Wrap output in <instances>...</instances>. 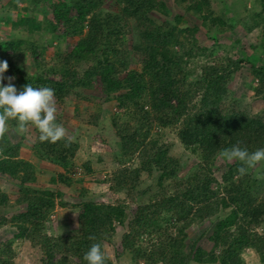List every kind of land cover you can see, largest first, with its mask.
Wrapping results in <instances>:
<instances>
[{
	"label": "trees",
	"instance_id": "16d2710c",
	"mask_svg": "<svg viewBox=\"0 0 264 264\" xmlns=\"http://www.w3.org/2000/svg\"><path fill=\"white\" fill-rule=\"evenodd\" d=\"M27 1L31 9L24 11H38L45 19L13 18L14 31L34 35L47 30L58 41H76L64 52L50 47L51 63L44 59L48 50L34 43L24 49L26 40L0 41V61L8 62L4 83L15 77L18 90L27 84L50 87L56 102H74L80 120L88 112L81 99L115 101L122 111L112 122L120 145L114 158L119 168L103 183L126 199L81 202L75 232L48 234L63 195L37 188L39 170L21 156L24 143L10 136L16 130L10 120L0 136V177L16 186L18 197L12 202L0 184V230L14 227V238L39 252V264H86L83 256L91 245L99 243L105 251L118 225L124 228L121 246L131 264H247L243 255L248 250L264 264V161L258 173L254 167L240 175L238 161L218 157L221 149L236 144L249 151L264 148V114L254 113L230 88L234 75L248 64L257 82L253 96L264 101V0H255L258 6L247 9L241 20L218 14L215 0ZM171 2L173 8L183 6L200 17L215 35L212 47L199 41V26H182L184 13L172 17ZM227 33L237 37L234 44L240 36L256 38L250 48L259 63L223 53L219 35ZM130 36H135L132 41ZM28 52L33 74L19 64ZM98 118L89 114L83 121L95 124ZM24 133L34 136L32 150L39 160L63 170L50 182L72 186L78 143L67 136L56 143L40 142L33 127ZM176 138L197 156V163L187 166L183 155L174 153ZM85 170L91 172L89 164ZM144 175L155 177L146 189ZM138 197L147 201L137 205ZM9 207L24 211L8 217L4 209ZM209 221V249L198 241L189 246L188 230ZM16 257L14 241H1L0 264H17ZM106 257V264H113Z\"/></svg>",
	"mask_w": 264,
	"mask_h": 264
},
{
	"label": "rangeland",
	"instance_id": "374dc122",
	"mask_svg": "<svg viewBox=\"0 0 264 264\" xmlns=\"http://www.w3.org/2000/svg\"><path fill=\"white\" fill-rule=\"evenodd\" d=\"M17 3V7L12 6ZM217 2L216 11L218 14L223 12L227 13L230 19L235 18L241 20L248 14V10H254L257 3L255 0H247L244 3L243 0H215ZM171 15L176 14V12L184 13L185 23L182 25L186 26H199L200 31L198 33V39L201 44L212 47L214 45L213 38L214 33H209L207 28L202 26V21L200 17L193 12L186 13L183 11V6L172 7V2L169 4ZM31 9L27 0H0V41H6L10 39H23L29 42L26 44V48H31V43H34L40 47H43L47 51L44 54V59L48 62H52L50 47L59 46L60 51H66L75 41L74 38H61L59 41L52 36V34L46 30L36 33L34 35H29L26 30L14 31L10 24V21L15 18L19 19L24 15H35L38 20H44V15L39 13H33L24 11L25 8ZM109 7V5H106ZM247 7V8H246ZM40 11L43 10L39 8ZM135 36H130V41L134 39ZM219 42L221 44L222 52L225 54H230V56L237 59H247L252 63L258 64L255 52L250 48V43L255 42L256 38L252 41L250 38H244L240 36L239 43L234 44V40L237 38L234 34L227 33L225 37H220ZM21 67L28 73H35V65L32 60V55L30 52L25 53V55L19 61ZM257 86V82L251 74V68L247 64L234 75L230 88L234 91L239 98H242L245 103H250L254 113L264 114V101L257 100L253 96L252 89ZM97 94V93H96ZM56 101V100H55ZM83 110H88L82 120L75 117V112L73 109L74 102L68 101L66 104H60L56 102L57 113L56 117L59 119V123L65 128V136L72 139L75 143L79 145L78 154L74 160L76 168L74 170L75 175H73V185L68 187L61 184H52L50 180L53 176L60 173H64L59 167L50 164L47 161L39 160L33 150V139L27 133L18 134L15 130H10V136L16 140H23L22 154L21 156L32 162L39 170L37 188H42L46 190H51L55 192H61L63 195L56 203V210L50 217V222L47 227L48 234L53 236H67L75 232L77 227V217H78V204L84 201H95L98 203H110L114 204L116 201L125 200V193H112L109 185L104 184L103 181L109 179L111 174L119 168L115 163V157L120 152L119 139L113 129L112 122L113 117L116 114L122 113L118 108L115 101H106L104 97H97L94 101H86L81 99ZM89 114L98 115L99 118L95 124H87L86 117ZM94 121V120H93ZM175 135V134H174ZM176 136V135H175ZM25 138V139H24ZM176 144L174 146V153L177 155H183L187 166L194 165L198 162L197 156L185 150L184 146L176 138ZM89 164L91 172L85 170V165ZM261 165L258 163L255 166V173L260 171ZM155 177L149 178L147 175L142 177L145 182V189L151 186L155 181ZM1 189L3 192L7 193L12 202H14L18 197V189L7 177H0ZM137 205L145 203L147 198L138 197L136 198ZM135 208V206H134ZM24 209L20 207H9L5 208L4 212L8 217H12ZM215 221V219H214ZM213 221V222H214ZM213 230V224L211 221L203 224L202 226H193L188 230L189 233V246L193 245L195 242L199 246H203L205 249H209V244L207 242L208 236ZM17 231L11 225H7L0 230V242L5 240L14 241V250L16 251L17 264H39L40 254L34 250L31 245L23 240H16L14 237ZM124 233V228L122 226H117V233L110 244L105 245L106 254L110 257L113 264H131L129 255L123 252L121 246V237ZM245 262L247 264H260L259 257L257 254L248 250L243 255ZM192 264H199L193 262Z\"/></svg>",
	"mask_w": 264,
	"mask_h": 264
},
{
	"label": "clouds",
	"instance_id": "9594fccd",
	"mask_svg": "<svg viewBox=\"0 0 264 264\" xmlns=\"http://www.w3.org/2000/svg\"><path fill=\"white\" fill-rule=\"evenodd\" d=\"M8 70V62L0 61V136L8 130V122L15 121L18 134L24 133L29 127L37 130L40 142L56 143L65 137V128L57 122V106L54 90L50 87H33L25 85L18 90L12 83L15 77H8L5 84V76ZM218 157L222 161H238L240 166L237 171L245 175L248 169L254 168L264 161V148L249 151L239 144L219 151ZM86 264H106V253L102 245H91L83 256Z\"/></svg>",
	"mask_w": 264,
	"mask_h": 264
}]
</instances>
